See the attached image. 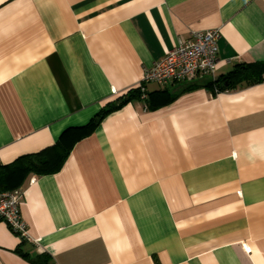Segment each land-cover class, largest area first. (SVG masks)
<instances>
[{
	"label": "crops",
	"instance_id": "crops-1",
	"mask_svg": "<svg viewBox=\"0 0 264 264\" xmlns=\"http://www.w3.org/2000/svg\"><path fill=\"white\" fill-rule=\"evenodd\" d=\"M211 29L216 79L264 63V0H0V166L86 125ZM207 81L148 84L152 102L173 99L131 100L58 172L0 188L22 192L37 241L0 221V264H264V83Z\"/></svg>",
	"mask_w": 264,
	"mask_h": 264
},
{
	"label": "trees",
	"instance_id": "trees-1",
	"mask_svg": "<svg viewBox=\"0 0 264 264\" xmlns=\"http://www.w3.org/2000/svg\"><path fill=\"white\" fill-rule=\"evenodd\" d=\"M264 83V63L255 62L251 64H237L225 76L216 79V81L208 80L202 87L212 89L214 93L228 90L238 85L253 86ZM200 87L197 84L189 85L184 91L193 90ZM159 98L153 102L147 98L144 101L146 109L156 108L160 104H164L173 99L166 92L160 93ZM140 99V92L137 89L130 90L125 96L119 98L115 102L107 105L100 110L86 125L66 130L51 147H48L36 154L25 155L16 159L8 166H0V188L17 187L26 175L33 173L37 176L52 175L58 172L74 145L84 137L92 134L98 127L100 122L110 113L119 110L123 105L131 100ZM141 100V99H140ZM156 101V102H155ZM119 103V105H116ZM22 242H26L23 241ZM24 257H26L24 255ZM30 264H44V260L40 258L29 259Z\"/></svg>",
	"mask_w": 264,
	"mask_h": 264
},
{
	"label": "built area",
	"instance_id": "built-area-1",
	"mask_svg": "<svg viewBox=\"0 0 264 264\" xmlns=\"http://www.w3.org/2000/svg\"><path fill=\"white\" fill-rule=\"evenodd\" d=\"M219 38V30L211 29L193 32L188 39L178 42L162 59L145 70L142 80L134 88L139 90L141 101L146 100V86L150 83L165 86L174 82H190L198 77L216 81ZM215 91L217 93L216 89ZM21 198L22 192L18 189L0 191V221L20 240L37 243L29 236L21 218Z\"/></svg>",
	"mask_w": 264,
	"mask_h": 264
},
{
	"label": "water",
	"instance_id": "water-1",
	"mask_svg": "<svg viewBox=\"0 0 264 264\" xmlns=\"http://www.w3.org/2000/svg\"><path fill=\"white\" fill-rule=\"evenodd\" d=\"M116 105H119V103H117Z\"/></svg>",
	"mask_w": 264,
	"mask_h": 264
}]
</instances>
